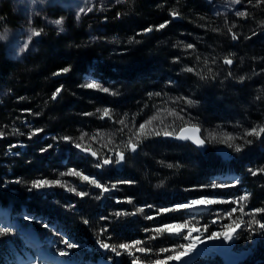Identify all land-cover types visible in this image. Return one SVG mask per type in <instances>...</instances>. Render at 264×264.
<instances>
[{"label":"trees","instance_id":"16d2710c","mask_svg":"<svg viewBox=\"0 0 264 264\" xmlns=\"http://www.w3.org/2000/svg\"><path fill=\"white\" fill-rule=\"evenodd\" d=\"M242 1L244 5L217 12L214 3L208 5L203 0H121L99 10L92 8L79 19L59 14L57 8L54 13L63 18V31L45 28L41 39L20 60L12 59L0 43V132L4 133L0 137V205L9 208L11 218L21 210L45 212L49 221L58 223L76 241L85 238L94 245L100 239L118 245L145 240L149 237L145 228L165 223L163 215L144 219V215L156 214L154 208H146L128 221L112 215L122 209L132 212L146 204L170 207L210 194L239 199L245 193L250 195L242 201L244 213L264 209V172L253 176L248 171L264 168V133L259 138L246 137L253 142L240 153L210 139L211 134H231L235 143L241 144L240 137L247 131L264 127V0ZM172 12L180 20H173ZM12 17L10 6H4L0 31ZM166 21V27L156 30ZM149 27L153 30L145 34L143 30ZM187 44L194 47L188 49ZM51 50L53 56L48 58ZM225 59L233 63L226 65ZM65 67L70 71L54 75ZM189 67L194 71H185ZM86 77L110 92L81 87L89 82ZM61 86L53 100V92ZM184 97L197 103L186 105L184 99H178ZM105 107L111 110V118L101 119L96 110ZM27 109L31 113L24 111ZM172 112L184 119L170 115ZM154 116L157 119L146 129L170 125L179 130L196 124L208 149L200 153L188 143H174L163 135L142 136L136 153L124 150L126 160L120 167L112 164L97 169L95 158L75 147L82 143L101 157L109 156L117 140L129 136L125 131L134 136L139 125ZM120 119L125 124H120ZM32 128L43 131L29 139ZM84 133L87 135L80 141ZM49 144L53 147L41 153ZM222 147L226 155L218 153ZM73 168L103 183H134L118 185L119 190L113 192L116 200L122 201L118 204L103 195L96 199L100 190L74 176H68V187L86 190L90 196L80 198L59 186L48 193L30 190L31 181L60 180V173ZM227 171L237 175L239 184L200 187L211 185L217 175ZM129 197L132 204L126 202ZM84 219L89 221L87 225ZM248 219V215L243 218ZM256 219L264 222V211ZM106 226L109 231L101 234ZM22 227L25 225L19 224ZM250 234L252 240L247 239ZM0 236V256L15 264L14 254L6 249L9 243L23 245L21 238L4 227H0ZM239 236L250 249L237 264H264V235L249 233L242 225ZM154 242L147 240L142 246L156 247Z\"/></svg>","mask_w":264,"mask_h":264},{"label":"snow or ice","instance_id":"6c2138e0","mask_svg":"<svg viewBox=\"0 0 264 264\" xmlns=\"http://www.w3.org/2000/svg\"><path fill=\"white\" fill-rule=\"evenodd\" d=\"M87 3L88 0H85ZM103 2V0H102ZM115 3H120L121 0H114ZM238 3L239 0H236ZM85 11L91 12L92 8L88 7L87 9L84 8L83 11L80 13H84ZM171 15L173 17L177 16L176 12H172ZM236 15L238 16H243L245 13L243 12H237ZM167 21L164 24H161L158 26L156 30L163 29L167 25ZM153 30L152 27H149L147 29H144V32H151ZM63 31V29H61ZM229 32H231V28H229ZM238 37L233 34L232 39L236 40ZM186 48L191 49L194 47L192 44H187L185 45ZM178 60L179 58H175ZM224 64L226 65H231L233 61L231 59H225ZM70 71V67H65L60 70V72L55 73L54 75H59L60 73H67ZM185 71L188 72H193L194 69L189 67L186 68ZM230 74V73H229ZM243 77H241V80ZM60 88H57L53 94H52V99L55 100L59 96L61 90ZM81 87L87 88V89H99L100 91L104 93H109L110 89L107 87H103L102 83L96 82L95 79L93 78L92 82L84 83L81 85ZM111 94L117 95V93L112 92ZM155 95H160V93H156ZM178 99H184L186 105H194L197 103V101L192 100L191 98H178ZM28 113H31L30 109L24 110ZM98 113H101L100 118L103 119L105 117L111 118V110L107 107H105L103 110L97 109L96 110ZM183 111V109H181ZM34 115H39V113H35ZM83 115L85 116H91L94 115V113H84ZM170 115H176L178 119L183 120V116H179L178 113L172 112ZM157 117H152L145 123H141L139 125V128L136 133H134V139L136 142H133V138H129L127 143L124 145V148L131 152V153H136L137 149L140 145L141 137L143 136L144 138H148L151 136H165V137H173L175 139L181 140V141H190L192 144L196 145L197 147L202 148L206 144V139L202 138L199 133L201 131L200 127L196 124L192 125H185L183 127L179 128V131L175 128H172L170 125H165L162 129H157L154 127H148L146 129V125H152L153 120H156ZM120 124H125L124 119H120L118 121ZM27 123V122H25ZM163 121H161V124ZM29 127H31L29 125ZM171 128V130H169ZM14 131H18L15 130ZM43 129L40 128H32L31 131L28 133V138L31 139L33 136H36L38 133L42 132ZM264 133V127H261L259 129L257 128H252L251 130L247 131L244 136L240 137V139L243 140V143L238 144L235 143L236 137H234L231 134H222V135H210V139L212 141H217L222 144H226L229 148L233 149L234 152L240 153L241 151L244 150L245 145H250L253 141L247 140L246 137L249 136H254L259 138L261 134ZM20 135H24V133H19ZM87 135V133L82 134L79 137L80 141L84 140V137ZM4 133L0 132V137H3ZM54 140L57 139H63L65 141H70V137H63V138H57L53 137ZM93 140L96 139V137H92ZM19 145H11L10 147H18ZM53 145L49 144L44 148L40 149L41 153L47 152L49 149H51ZM75 147L77 149H80L84 153H88L91 155V157L95 158V163L94 167L97 169H101L104 166L108 165H120L126 160V156L124 151H115V158L113 159V156H104L101 157L99 153L95 150H92L91 147H84L82 143H76ZM107 147V145H105ZM112 151L111 149H109ZM169 168L173 167V165L169 164L167 165ZM248 171L251 173V175L256 176L261 172H264V168L261 169H256L253 170L251 168L248 169ZM61 176L69 175V176H74L78 177L81 182H86L87 185L94 187L95 189H99L100 192L95 196L96 199H100L101 195L105 193H110L111 191L114 190H119L118 185L119 184H132L134 181H116L113 183H103L101 182L97 177L91 176L84 174L82 171L76 170V169H69L67 172L60 173ZM238 180V178H236ZM19 182V180L17 181ZM54 186H59L62 188H66L67 191L75 193L80 198H84L86 196H90L91 193L86 191V190H77L76 187H68L65 183H62L60 180H49L47 178H42V179H35L31 181L30 184V190H42V189H49ZM235 185L231 184H223V183H215L213 182L211 185L207 186H200L201 188L205 187H211L213 189L215 188H222V187H233ZM249 193H245L242 196L239 197V200H233L231 203H239L242 201H245L249 197ZM117 203H120L119 199L116 201ZM126 202L129 204L133 203V198L129 197L126 198ZM226 201L219 200L216 198H210V197H200V198H195L190 201H187L182 204H176L170 207H160L156 208L155 205L151 204H146L143 206H139L135 208L134 211L128 212L126 210H119L113 213L112 215L115 217H121V216H135L137 214H142L145 212L146 208L149 209H155L156 214L154 215H144V219L146 220H154L162 215L168 214V213H173V212H179V211H188L191 213L192 210H197V211H203V210H211V206L218 204V203H224ZM68 207H74V205H69ZM237 208H232L230 211L224 214L223 217L217 216L215 219H213L212 223H218L219 220L221 219H230L231 223L224 224L219 230L216 231H211L209 232V225H204L202 228L197 227L195 223H193V220L195 219V216L193 215V220H184V221H173L171 223H161L159 226L153 227V228H145L144 231L145 233H153V235L146 237L145 240L141 239H136L131 242H122L119 243L118 245L116 244H109L105 242L104 240H97V246L105 251H110L111 253H114L115 257L120 258L122 256H127L130 258L129 264H138V262H142L145 259H147L148 264H169L171 261H177L179 264H188L190 261L191 257L193 255L201 254L203 251H207L208 249L205 247L204 249H200L198 245L200 244H205L206 241L205 239L201 238L202 233H208L206 240L207 241H221L222 245H231L234 243L236 240L240 238L239 236V231L242 228V225L247 229L249 233H255L258 235H264V222L261 220L256 219V215L264 209H254L251 210L249 213H244V206L243 204L240 205L239 211L241 212L242 215H248L250 216V219L247 221H244L243 219H231L234 213H236ZM24 219L28 222H32L34 219L33 217L30 216H25ZM102 220H109V217H101ZM84 224H88L89 221L87 219L83 220ZM4 228H12L11 226H0ZM44 227H48V225H44ZM258 230V231H257ZM109 228L106 226L104 229L101 230V234L103 232H108ZM195 232L197 233L196 236H193L192 233ZM162 236H167L168 238H174L178 239L180 241H187V243H178L175 246L172 247H162L159 248L158 250L153 249L151 246H142L147 243V240H155L159 237ZM2 237V236H0ZM110 238V236H109ZM247 239L252 240L253 235H248ZM62 243L66 245V248H60L57 250L56 255L60 257H70L72 255V252L70 250L72 249H77L80 246L75 243V242H70L69 238H64L62 240ZM164 253H170L166 256L163 257V259H160L159 256L163 255ZM137 254H143L137 255ZM111 260V257H109ZM42 260V258H39L37 261V264H39V261ZM119 264H123V261H119Z\"/></svg>","mask_w":264,"mask_h":264},{"label":"rangeland","instance_id":"374dc122","mask_svg":"<svg viewBox=\"0 0 264 264\" xmlns=\"http://www.w3.org/2000/svg\"><path fill=\"white\" fill-rule=\"evenodd\" d=\"M113 1L114 0H103L102 2V0H88V2L86 3L85 0H0V11L4 6H10L11 12L15 16V18L12 17L10 19V23L2 31H0V43L4 46L6 53L12 59L20 60L24 53L33 47L36 32L42 35L45 28L47 27L54 28L57 31H61V29H63V18L59 15H55L54 13L57 8L59 10V14L63 12L65 15H71L76 19H79L80 17L89 13L87 11H85L84 13H80L84 10V8L87 9L88 7H91L99 10L103 6H106ZM235 5H244V1L239 0V2L237 3L236 0H215L213 6L215 8V11L217 12H226L232 10ZM53 53L54 52L52 50L48 51L47 57L50 58L51 56H53ZM86 80L89 82L92 81L89 78H86ZM28 87L30 88V86ZM65 112H67V110H65ZM127 132L129 133V136L126 139L120 140L122 139L121 136L117 140L118 143H116L114 148H112L113 152L109 155L113 156V159L115 158V151L125 150L124 145L127 143L129 138H133V141L135 140L134 136H132L131 131H125V133ZM222 154L226 155L227 153L226 151H224ZM120 165L115 166L118 168L120 167ZM81 171L84 174H87L83 170ZM68 176L69 175L59 177L61 182L65 183L67 186L69 185V183H71L68 179ZM77 178L78 177H74V179ZM236 178L238 177L235 173L227 172L225 173V175L223 174L221 176H216L213 182L218 184L223 183L237 185L239 184V182ZM1 189L4 190V188ZM49 190L51 189H42L41 191H46L48 193ZM116 191L117 190L111 191L110 193H105L103 194V196L104 198H108L109 200H112L113 198L114 202L117 203V197L113 195V192ZM202 197L216 198L226 202L212 205L211 210L197 211L194 209L191 211V213L182 210L179 212L165 214L163 215V217L165 216V223H171L173 221L193 220L194 215L195 219L193 220V223H195L196 226L200 228H202L204 225H209L208 231L211 232L219 230L224 224L231 223V220L227 218L221 219L218 223L215 224H213L212 221L217 216L223 217L224 214L230 211L232 208H237V211L236 213H234L231 219H243L244 216H247L242 215L239 211L240 205L243 204V202L231 203V201L233 200L238 201L239 199L237 197L228 200L220 199L213 194L205 195ZM1 209L3 208L0 207V210ZM130 217L131 216H121V218L125 221H128ZM13 222L15 223L16 221ZM44 223L48 225V227H44V225L34 226L31 222V229L27 231L26 237L29 240H33L35 244L39 245L37 252H40L41 255L45 253L50 256L54 255L53 257L55 258V260L63 261V263L61 262V264H90L92 262L91 255L96 257L93 264H119V261H123V264H129L130 258H128L127 256L117 258L115 257L114 253L100 249L97 244H95L94 247L91 246V249H88V247H86L84 244L77 243L80 247L70 250L72 252V255L70 257H60L56 255V252L60 248H66V245L62 243V240L64 238L70 239V236L67 232L64 231L63 227L58 225V223H56L55 225L47 224V218L44 219ZM26 224L28 225V223ZM43 228H46L47 231H40L43 230ZM151 235H153V233L149 232V236ZM192 235L196 236L197 233L193 232ZM207 235L208 233L201 234V238L205 239L206 243L200 244L198 245V247L200 249H204L206 247L208 250L203 251L201 254L193 255L188 264H236L244 258L247 252H249L250 248L248 249L249 244L247 241H240L238 239L231 245H222L221 241H207ZM155 240L156 242L154 243H157L156 247L151 246L155 250H158L162 247H172L177 245L178 243H187V241H180L178 239L168 238L167 236H162ZM70 242L75 241L70 239ZM168 254L170 253H164L163 255L159 256V258L163 259V257ZM137 255L142 256L143 254ZM109 257H111V260L109 259ZM18 263L37 264V261H35L34 258H30L27 261L20 260ZM39 264L54 263L39 261ZM138 264H148V261L147 259H145L142 262H138ZM169 264H179V262L171 261L169 262Z\"/></svg>","mask_w":264,"mask_h":264},{"label":"water","instance_id":"95a60500","mask_svg":"<svg viewBox=\"0 0 264 264\" xmlns=\"http://www.w3.org/2000/svg\"><path fill=\"white\" fill-rule=\"evenodd\" d=\"M206 4H212L213 2H214V0H203ZM172 19L173 20H180V18L178 17V16H176V17H172ZM148 33H150V32H146V34H148ZM40 37H41V35L39 34V33H36L35 34V40H38V39H40ZM190 126V125H189ZM178 132V131H177ZM199 135L202 137V135H201V131H200V133H199ZM170 141H172V142H175V143H188V144H190L191 146H193L198 152H200V153H204L207 149H208V147H209V145L206 143L202 148H200V147H197L196 145H194V144H192L190 141H181V140H178V139H175V138H173V137H167ZM203 138V137H202ZM224 152V149H220L219 151H218V153L220 154V153H223Z\"/></svg>","mask_w":264,"mask_h":264},{"label":"bare ground","instance_id":"6f19581e","mask_svg":"<svg viewBox=\"0 0 264 264\" xmlns=\"http://www.w3.org/2000/svg\"><path fill=\"white\" fill-rule=\"evenodd\" d=\"M146 34V33H145ZM201 135H202V132H201ZM207 143V142H206Z\"/></svg>","mask_w":264,"mask_h":264}]
</instances>
